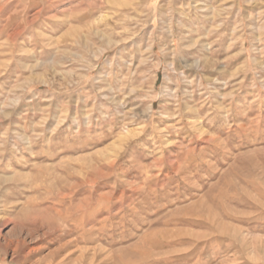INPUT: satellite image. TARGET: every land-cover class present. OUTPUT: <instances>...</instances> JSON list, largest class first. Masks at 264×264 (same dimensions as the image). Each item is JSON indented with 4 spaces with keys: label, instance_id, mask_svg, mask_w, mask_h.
Instances as JSON below:
<instances>
[{
    "label": "rangeland",
    "instance_id": "rangeland-1",
    "mask_svg": "<svg viewBox=\"0 0 264 264\" xmlns=\"http://www.w3.org/2000/svg\"><path fill=\"white\" fill-rule=\"evenodd\" d=\"M0 264H264V0H0Z\"/></svg>",
    "mask_w": 264,
    "mask_h": 264
},
{
    "label": "bare ground",
    "instance_id": "bare-ground-1",
    "mask_svg": "<svg viewBox=\"0 0 264 264\" xmlns=\"http://www.w3.org/2000/svg\"><path fill=\"white\" fill-rule=\"evenodd\" d=\"M13 40H14V39H13ZM82 203H83V202H82ZM81 229L84 230V227L81 226ZM84 233H85V235H86V231H85ZM85 235H83V236H85ZM83 239H85V241H86V236H85Z\"/></svg>",
    "mask_w": 264,
    "mask_h": 264
}]
</instances>
